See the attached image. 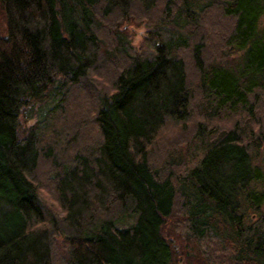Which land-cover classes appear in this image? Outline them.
Returning <instances> with one entry per match:
<instances>
[{
    "label": "trees",
    "instance_id": "obj_1",
    "mask_svg": "<svg viewBox=\"0 0 264 264\" xmlns=\"http://www.w3.org/2000/svg\"><path fill=\"white\" fill-rule=\"evenodd\" d=\"M263 19L264 0H0V264H176L175 242L264 264ZM76 94L94 105L71 132Z\"/></svg>",
    "mask_w": 264,
    "mask_h": 264
},
{
    "label": "rangeland",
    "instance_id": "obj_2",
    "mask_svg": "<svg viewBox=\"0 0 264 264\" xmlns=\"http://www.w3.org/2000/svg\"><path fill=\"white\" fill-rule=\"evenodd\" d=\"M155 16V15H154ZM157 17V15L155 16ZM263 23H264V19H263ZM218 26H221L223 28H226L228 29L230 27L229 25V22L228 21H218L217 22ZM215 26V25H214ZM152 27H149L147 24H142L140 27H130V32L132 34V37H133V44L141 49L144 53H152V49L151 47L145 42V39L147 38V35H148V31L151 29ZM214 31V32H213ZM216 31L217 29H212L211 32H212V35L211 37L209 38L211 42H214L215 39L217 38V36L215 35L216 34ZM182 56L187 60L189 61V56L187 53H185L184 55L182 54ZM207 59L209 58V56H214L212 53L210 52H206V55ZM235 57H237V55H235ZM188 73H190V83H194V70L192 68H190L188 70ZM113 74V73H111ZM85 95H80V94H76L73 98L74 102H73V106L70 108L71 109V113H69L70 115L68 116L69 117V123H62V127L63 128H67L66 130H70L72 129L71 127L74 126L75 124H77L78 122H80V120H82L83 118L86 117L87 115V112L89 109H91L94 105V99L91 98V97H87L85 98L84 97ZM198 94L196 92V99L194 101V105H198L200 103V100H199V97H197ZM198 118H196L197 120ZM199 120V119H198ZM26 125H29L27 122H25ZM221 124L225 125L228 123L225 121V122H221ZM189 126L191 127L192 125L189 123ZM168 127L170 128L169 131H173L171 129V125H168ZM72 132V130H70ZM168 132V131H167ZM165 132V133H167ZM170 132H168L167 134L168 135H173V134H176V132L174 133H171L169 134ZM193 133V129L190 128L188 130V132L185 133V135H188V136H191V134ZM81 139L74 143L73 145H71V147L69 148V150L67 151V154H66V158L70 157L75 151L77 150H81L82 148L84 147H89L91 145V142H93V139H92V135L94 136L95 134V126L94 125H90L88 126L87 130L83 133ZM174 136V135H173ZM177 136V135H176ZM167 137V136H166ZM159 148V147H158ZM151 160H152V165H159V163L163 160H164V157H159L158 155L157 156H151ZM162 158V159H161ZM166 159V158H165ZM257 161H261V160H264V145L260 148V151H259V157L256 158ZM46 163L41 161L40 162V168H39V174L40 173H43L44 171H46V167H45ZM46 195V198L48 199V201H52L51 198L47 195V194H44ZM177 205L179 204V201H177ZM173 223V222H172ZM172 223H170L167 228H168V234L169 236L173 237V236H176L177 232L175 229L173 228H170V226L172 225ZM174 248L175 250L178 252L179 254V257L176 259V264H188V261L186 258H182L180 257V255L182 254V250H180V246L175 242L174 243ZM58 254V253H57ZM56 260L60 263L62 261L61 259V256L60 255H56Z\"/></svg>",
    "mask_w": 264,
    "mask_h": 264
}]
</instances>
